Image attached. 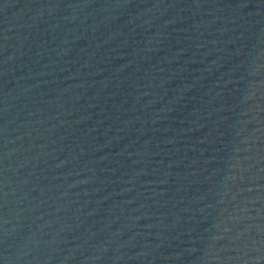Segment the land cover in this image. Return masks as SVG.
Here are the masks:
<instances>
[{
  "label": "water",
  "instance_id": "water-1",
  "mask_svg": "<svg viewBox=\"0 0 264 264\" xmlns=\"http://www.w3.org/2000/svg\"><path fill=\"white\" fill-rule=\"evenodd\" d=\"M0 264H264V0H0Z\"/></svg>",
  "mask_w": 264,
  "mask_h": 264
}]
</instances>
